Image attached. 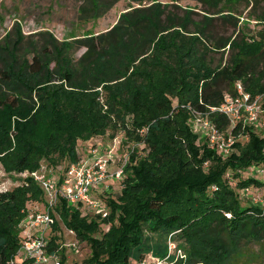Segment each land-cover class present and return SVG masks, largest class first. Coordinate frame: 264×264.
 Segmentation results:
<instances>
[{
    "label": "trees",
    "instance_id": "trees-1",
    "mask_svg": "<svg viewBox=\"0 0 264 264\" xmlns=\"http://www.w3.org/2000/svg\"><path fill=\"white\" fill-rule=\"evenodd\" d=\"M119 1L82 0L79 18L101 17ZM131 1L133 7L98 34L60 40L46 31L28 39L17 24L0 40V162L21 182L0 191V264H11L22 244L29 200L45 199L43 187L20 173L45 165L62 167L57 175L63 176L95 144L80 140L113 131L117 122L147 154L128 155L121 192L101 196L110 214L88 218L64 198L57 207L77 238L89 243L86 264L165 257L177 230L187 240V258L171 253L169 264H235L242 247L264 244V204H244L236 189L264 185L240 174L255 165L264 170V137L250 130L251 140L243 142L247 123L232 127L231 118L213 113L218 128L238 138L223 161L217 150L200 155L191 124L192 108L206 114L226 95L236 96L238 82L253 96L264 95V26L247 32L240 11L244 4L250 16L264 0H195L202 16L181 0ZM259 19L264 22V10ZM224 24L233 27L231 34H219ZM214 51L222 54L216 63ZM229 176H238L237 186ZM98 219L111 228L96 236ZM57 243L52 236L53 251Z\"/></svg>",
    "mask_w": 264,
    "mask_h": 264
},
{
    "label": "rangeland",
    "instance_id": "rangeland-1",
    "mask_svg": "<svg viewBox=\"0 0 264 264\" xmlns=\"http://www.w3.org/2000/svg\"><path fill=\"white\" fill-rule=\"evenodd\" d=\"M82 0H0V40H3L5 35L9 32L15 33V27L17 24H20L22 31L29 36L28 39L31 37L37 39V34L40 32H51L53 33L58 39H73L76 37H82L85 35L90 34H98L110 29L119 19L120 14L124 11L129 10L133 7L134 3L131 0H120L117 2L112 9L108 11L105 15L93 19L88 20H81L79 18V5ZM165 2H171V0H164ZM172 3V2H171ZM179 4L183 8H191L198 12L199 15L202 16V7L201 4L195 0H181ZM136 5V4H135ZM252 7V6H251ZM176 10V8L174 9ZM264 10L263 7L258 6L256 10H251L253 13L252 15H248L250 13V8L244 7V4L240 6V11L242 12V19L243 22L247 23L246 31L250 33H258V30L264 26V22L259 19L260 13ZM182 12V10H180ZM199 15L195 16L196 18H201ZM218 30L220 35H229L233 31V27L229 26L228 24H224ZM84 49L78 51V55H80ZM216 53H210L215 61L218 62L221 59V51H214ZM226 59V58H225ZM104 103V99H101ZM186 105V103H184ZM260 116L261 121L257 125L255 123H247L249 127L248 133H245L244 136H241L239 139L243 142H249L251 140L250 130L252 132L258 134L261 137H264V95H261L260 100ZM192 118L191 124L194 129V132L197 134L196 144L199 148V153L202 155L207 150L213 151L217 150L220 153L217 154L223 161L230 158L231 154L237 149L236 140L238 138H230V134L226 136V129L219 130L214 138L208 135L203 128L198 124L200 122V118H197V109L192 108ZM197 110V111H196ZM211 107H209V111L205 114L206 119H211V115H213ZM200 117V115H198ZM115 122L117 119L115 118ZM199 121V122H198ZM118 127L116 129L109 130L104 135H98L92 137L91 139L80 140L87 144L94 143L99 145L92 146V154L96 153L97 149L102 148L104 153H113L115 152L114 157L112 160L109 161V172H113L118 168H123L124 173L130 161L125 159L124 155H133L136 151H138V155L147 154V150H144L142 145L135 143L133 140L126 138L124 130L121 128L120 122H117ZM114 128V127H113ZM147 129L144 128L140 130V133H145ZM110 134V135H109ZM124 134V135H123ZM84 143V144H85ZM81 144V142H80ZM84 144H81L83 147ZM225 147L230 150V153H226L220 147ZM84 148V147H83ZM207 148V149H206ZM118 152V153H116ZM86 155H89L87 153ZM85 156V155H84ZM128 157V156H127ZM82 159H87L88 157H83ZM45 164V162H43ZM211 161H207L205 166H209ZM255 165V164H254ZM262 165H255L254 168H248L244 171H241V178H247L248 176H254L259 178L260 180L264 181V170L258 171ZM257 167V168H255ZM54 172L55 178H57L56 173L57 171H63V168L60 167L59 169L55 170L51 168ZM264 169V168H263ZM229 180L232 181L231 183L237 186L238 176H229ZM123 178L121 179H109L107 180V185L109 186L107 189L99 190L102 194H93V198L100 200L103 204V208L97 207H89L87 205H82V215L87 216L88 218H93L95 216H101L100 219L107 217L110 214L111 208L108 205L105 199L101 196L104 195L105 197H112L116 196L114 193H120L123 186ZM21 182L17 178L15 172H7V169L4 165L0 162V191L13 189L15 186L19 185ZM104 186V185H103ZM250 190L245 191L243 188L236 187L237 190L240 191L239 196L241 202L244 204L248 203H261L264 204V185H251L249 186ZM246 192V193H244ZM248 193V194H247ZM252 195V196H251ZM252 197V198H251ZM41 202V203H40ZM40 207L44 208V201H37L36 199H30L28 207ZM56 221L58 224H54V228L51 227L47 230V235L53 232V236L56 235L58 238V245L54 248V250L60 255L61 261L63 264H86L87 258L91 255V248L87 241L79 240L77 238L76 232L69 228L68 225L63 220L62 216L57 210H54ZM227 216H232L231 213H226ZM100 221V229L98 235H102L110 231L111 224L106 223L104 221ZM22 222V221H21ZM180 230H177L173 233L176 234V239H172L173 233H171L169 239L171 241V250L172 255L176 254V257L180 259H186V245L185 242L187 241L185 238L178 235ZM180 237H178V236ZM168 239V243H169ZM175 240V241H174ZM261 242H253L245 245L241 249L239 257L233 260L235 264H264V244L261 245ZM182 244V245H181ZM184 244V246H183ZM188 249V248H187ZM18 252V251H17ZM16 252V253H17ZM169 255V250L167 251ZM25 258L24 252L17 253L15 256V260L18 263H22ZM57 259H60L59 257ZM148 262L150 263H158L166 261L168 263V258L166 256H158L154 253L148 254ZM55 259H50L47 263L43 264H54ZM170 263V262H169Z\"/></svg>",
    "mask_w": 264,
    "mask_h": 264
},
{
    "label": "built area",
    "instance_id": "built-area-1",
    "mask_svg": "<svg viewBox=\"0 0 264 264\" xmlns=\"http://www.w3.org/2000/svg\"><path fill=\"white\" fill-rule=\"evenodd\" d=\"M238 94L236 96L226 95L224 102L219 106L211 107L213 112L221 113L231 118L232 127L235 123L243 121L244 123L259 124L261 121L260 116V100L261 96H253L245 86L241 83H237ZM197 111V110H196ZM197 118H200L198 123L203 130L214 138L216 132L218 133V126L211 119H206L200 111L196 112ZM200 115V117H198ZM220 130V129H219ZM226 136L230 134V138L234 134L226 129ZM221 131V130H220ZM235 138V136H234ZM236 142V141H235ZM226 153H230V150L225 147H220ZM100 149L96 150L95 154H92V150L87 159H80L70 165L65 171L63 176H58L56 179L51 167L45 165L39 169L29 172L25 171L20 173V176H31L36 182H38L45 191L44 208L29 207L26 212V216L21 222L23 228V241L17 253L24 252L25 258L21 264H43L47 263L50 259L54 258V264H61L60 255L53 249H51L52 236L47 235V230L51 227L54 228V224L57 223L54 210H57L59 201L61 198L67 200L70 204L82 206L87 205L89 207H97L102 209L103 204L100 200L93 198V194H102L99 190L107 189V180L109 179H121L123 177V168H118L113 172H109V161L113 159L115 152L104 153ZM118 153V152H116ZM128 155L125 156L127 160ZM104 185V186H103ZM41 203V202H40ZM170 243L169 253H172ZM16 253V254H17ZM170 254L166 256V259L170 257ZM16 256V255H15ZM60 259H57V258ZM170 260V259H169ZM163 262V264H169ZM148 256L141 264H154L148 262ZM11 264H20L16 262L15 257ZM156 264H161L158 262Z\"/></svg>",
    "mask_w": 264,
    "mask_h": 264
}]
</instances>
